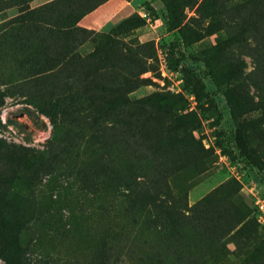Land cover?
Masks as SVG:
<instances>
[{
  "label": "rangeland",
  "instance_id": "1",
  "mask_svg": "<svg viewBox=\"0 0 264 264\" xmlns=\"http://www.w3.org/2000/svg\"><path fill=\"white\" fill-rule=\"evenodd\" d=\"M167 3L186 50L229 74L264 163V0H0V168L14 144L32 165L30 184H0V202L38 216L21 264H264V179L220 153L211 118L187 114ZM129 16L145 23L110 32ZM109 200L106 227L96 210Z\"/></svg>",
  "mask_w": 264,
  "mask_h": 264
},
{
  "label": "trees",
  "instance_id": "2",
  "mask_svg": "<svg viewBox=\"0 0 264 264\" xmlns=\"http://www.w3.org/2000/svg\"><path fill=\"white\" fill-rule=\"evenodd\" d=\"M162 17L166 30L175 33V37L169 44L167 59H171L179 67L186 86L194 96L196 112L190 111L187 114L193 119H197V114L205 119L211 118L213 122L210 126L213 128L214 145L220 153L231 162H240L258 180H263L264 163L256 156L246 139V130L254 122L255 117L245 114L240 102L230 90L229 74L223 72L208 54L196 55L186 50L190 41L184 29L179 27L172 4H166V13ZM144 23L143 18L129 16L110 32L118 30L120 32L127 27H137ZM3 96L4 94L0 92V106L3 104ZM154 101L161 107L177 106L181 110L188 109L185 100L179 102L170 97H158L154 98ZM221 123L225 125L224 128H220ZM19 148L14 144L13 148L9 147L5 154L2 153V162L6 165V171L4 172L5 167L0 168V184L11 190L21 189L32 180L30 174L32 165L27 161H21ZM116 192L119 196L125 194L121 190ZM116 196H118L116 193H110L108 197L114 200ZM112 200L101 202L96 210L97 219L106 227H109V219L117 215L113 210ZM129 210L130 208H127L124 212L127 213ZM37 220L38 216L35 212L29 215L24 212L6 214L0 202L3 264L22 263L23 255L36 229ZM114 251L118 255L122 254L123 249L117 246ZM153 257L156 261L151 257L145 259L140 256H114L107 264H135L136 262V264H158L157 253Z\"/></svg>",
  "mask_w": 264,
  "mask_h": 264
},
{
  "label": "crops",
  "instance_id": "3",
  "mask_svg": "<svg viewBox=\"0 0 264 264\" xmlns=\"http://www.w3.org/2000/svg\"><path fill=\"white\" fill-rule=\"evenodd\" d=\"M92 14H94V11L93 12H90L89 14H87L86 16H84L83 17V21H85L86 19H88L89 18V15H92ZM82 25L87 26V24H85V23H82Z\"/></svg>",
  "mask_w": 264,
  "mask_h": 264
}]
</instances>
